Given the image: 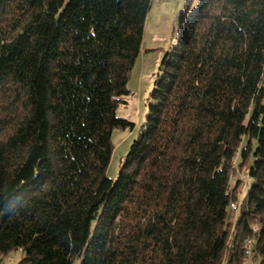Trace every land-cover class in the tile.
Instances as JSON below:
<instances>
[{
    "label": "trees",
    "instance_id": "1",
    "mask_svg": "<svg viewBox=\"0 0 264 264\" xmlns=\"http://www.w3.org/2000/svg\"><path fill=\"white\" fill-rule=\"evenodd\" d=\"M150 3L0 0V264H264V0H187L106 177Z\"/></svg>",
    "mask_w": 264,
    "mask_h": 264
},
{
    "label": "rangeland",
    "instance_id": "2",
    "mask_svg": "<svg viewBox=\"0 0 264 264\" xmlns=\"http://www.w3.org/2000/svg\"><path fill=\"white\" fill-rule=\"evenodd\" d=\"M196 1L191 0L190 7L194 6ZM186 2L187 0H151L144 20L140 50L128 73L126 86L130 94L123 98V102L117 106L115 111L116 117L129 121L132 123V127L112 130L110 138L112 152L105 171L106 177L109 179H115L122 165V159L145 121L153 82L159 74L162 57L177 38V18L180 11L184 9ZM245 169V167H237L232 177V181L237 180L239 183L236 189L238 201L246 193L248 179L245 175ZM235 213L232 212L230 218L231 231L235 221ZM251 227L253 228L255 225H251ZM19 257V251L11 250L1 256V264H17Z\"/></svg>",
    "mask_w": 264,
    "mask_h": 264
},
{
    "label": "built area",
    "instance_id": "3",
    "mask_svg": "<svg viewBox=\"0 0 264 264\" xmlns=\"http://www.w3.org/2000/svg\"><path fill=\"white\" fill-rule=\"evenodd\" d=\"M230 209L232 210V212H236L237 213L238 203L236 201L230 203ZM236 213H235V215H236ZM255 229H256V227L252 228V230H255ZM252 247H253V239L252 238H247L244 241V244H243V253L245 255V259L243 261V264H254L250 260V256H251V253H252Z\"/></svg>",
    "mask_w": 264,
    "mask_h": 264
}]
</instances>
